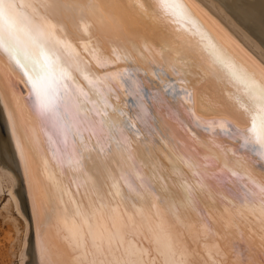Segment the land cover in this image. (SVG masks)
<instances>
[{"label": "snow or ice", "instance_id": "snow-or-ice-1", "mask_svg": "<svg viewBox=\"0 0 264 264\" xmlns=\"http://www.w3.org/2000/svg\"><path fill=\"white\" fill-rule=\"evenodd\" d=\"M0 103L40 264H264V72L184 0H0Z\"/></svg>", "mask_w": 264, "mask_h": 264}, {"label": "bare ground", "instance_id": "bare-ground-1", "mask_svg": "<svg viewBox=\"0 0 264 264\" xmlns=\"http://www.w3.org/2000/svg\"><path fill=\"white\" fill-rule=\"evenodd\" d=\"M184 2L192 7L204 26L228 46L238 60L251 64L258 72H264V7H262L264 0H184ZM1 170L10 177L8 202H14V207L17 208L21 202L23 210L21 209L20 215L25 218L23 227L28 237L26 236L25 240L21 237L23 242H19V250L22 252L20 254L23 256V259L20 257L22 261L19 260V263L40 264L36 226L32 220V204L28 195L24 166L12 136L8 113L2 103H0V172ZM15 227L18 232L19 229ZM7 238L13 239L10 236ZM26 248L30 260H25Z\"/></svg>", "mask_w": 264, "mask_h": 264}, {"label": "rangeland", "instance_id": "rangeland-1", "mask_svg": "<svg viewBox=\"0 0 264 264\" xmlns=\"http://www.w3.org/2000/svg\"><path fill=\"white\" fill-rule=\"evenodd\" d=\"M5 174L6 172L1 170L0 172V244H1L0 245V264H20L19 262L22 261L23 259V256L21 255L22 252H20L21 250H19L20 243L23 242V238L25 240L26 236L28 237V235H26V231L24 228L25 218H23L24 216L22 217V215H20L21 214L20 211L23 210L21 202H19L18 204L19 210L17 207H14L15 205L14 202L12 203L11 201L10 202L11 204L8 202V199H9L8 189L10 186V182L8 178L10 177L7 176L8 174L6 175ZM4 204L6 205L9 204V206L7 205L8 210H6L7 206H5ZM14 219L16 220L13 221ZM13 225L17 226V229H19L18 232L15 229L16 227ZM8 236H10V238H13V239H8L7 238ZM9 240L11 241V243ZM25 251L27 253V248L25 249ZM30 259H31L30 254L27 253L25 260H30Z\"/></svg>", "mask_w": 264, "mask_h": 264}]
</instances>
